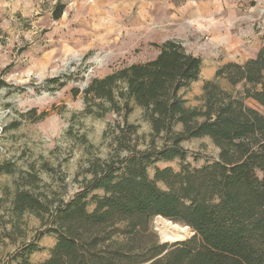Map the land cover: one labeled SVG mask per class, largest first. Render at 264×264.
Wrapping results in <instances>:
<instances>
[{"label":"trees","instance_id":"obj_1","mask_svg":"<svg viewBox=\"0 0 264 264\" xmlns=\"http://www.w3.org/2000/svg\"><path fill=\"white\" fill-rule=\"evenodd\" d=\"M65 8L56 6L55 20ZM153 45L159 50L155 59L96 78L84 91L86 114L124 112L115 139L117 151L127 156L94 163L82 191L55 210L31 190L40 178H26L16 190L17 217L27 211L51 217L49 232L57 242L41 264H264V115L245 103L264 107V47L245 63L220 67L215 80L205 82L201 105L189 107L183 93L200 79L203 60L176 40ZM132 102L151 126L145 150L138 149V126L127 122ZM200 138L212 140L219 154L193 168L182 144ZM176 159L179 171L157 168L149 176L151 166ZM157 216L188 226L194 235L160 243L151 229ZM36 250L28 245L14 259L34 264L30 255Z\"/></svg>","mask_w":264,"mask_h":264},{"label":"rangeland","instance_id":"obj_2","mask_svg":"<svg viewBox=\"0 0 264 264\" xmlns=\"http://www.w3.org/2000/svg\"><path fill=\"white\" fill-rule=\"evenodd\" d=\"M58 4L66 8L55 20ZM151 13L155 22L141 20H153ZM169 39L203 60L200 79L183 93L189 107L200 106L205 82L215 80L220 67L245 63L264 47V0H0V167L10 170L0 173V264H18L14 256L31 244L37 250L30 261L41 264L57 242L49 214L42 220L29 211L14 213V195L26 178H40L31 190L55 210L82 191L94 163L127 156L117 151L115 139L124 112L102 118L85 113L91 81L155 59L153 44ZM218 82L230 92L240 90ZM245 103L264 115L255 101ZM131 105L127 122L138 126V149L145 150L151 126L143 109ZM182 146L193 168L218 158L209 138ZM181 165L179 159L161 161L148 173L153 178L157 168L179 171ZM156 219L151 229L161 243ZM193 234L189 228L183 241Z\"/></svg>","mask_w":264,"mask_h":264},{"label":"bare ground","instance_id":"obj_3","mask_svg":"<svg viewBox=\"0 0 264 264\" xmlns=\"http://www.w3.org/2000/svg\"><path fill=\"white\" fill-rule=\"evenodd\" d=\"M156 224L161 229V235L165 240H168L170 242L176 241V240H182L184 239L188 233L189 228L188 227H181L179 225H175L174 223L170 222L169 220H166L164 218L158 217L156 219Z\"/></svg>","mask_w":264,"mask_h":264},{"label":"crops","instance_id":"obj_4","mask_svg":"<svg viewBox=\"0 0 264 264\" xmlns=\"http://www.w3.org/2000/svg\"><path fill=\"white\" fill-rule=\"evenodd\" d=\"M155 6V5H154ZM169 6V5H168ZM156 9H157V6L155 7ZM171 8V7H170ZM168 10H171V9H168ZM147 13L149 14V12L147 11ZM172 15H173V13H172ZM171 15V16H172ZM152 16V18H153V20H151V21H148V18L146 17V16H140V18H141V20H145V22H155V15L153 14V13H151V15H150V17ZM170 40V39H169ZM165 41H167V40H163L162 41V43H164ZM155 44H157V43H155ZM159 44V43H158ZM215 74H216V72H215Z\"/></svg>","mask_w":264,"mask_h":264},{"label":"water","instance_id":"obj_5","mask_svg":"<svg viewBox=\"0 0 264 264\" xmlns=\"http://www.w3.org/2000/svg\"><path fill=\"white\" fill-rule=\"evenodd\" d=\"M158 217H161V218H163L162 216H157V218ZM164 219H166V218H164ZM166 220H169V219H166ZM170 221V220H169ZM172 222V221H171ZM189 228V227H188ZM194 235V234H193ZM161 240H162V242L161 243H176V242H180V241H183V239L182 240H176V241H173V242H170V241H168V240H165L163 237H162V235H161Z\"/></svg>","mask_w":264,"mask_h":264}]
</instances>
